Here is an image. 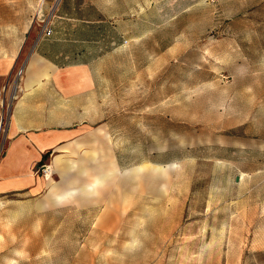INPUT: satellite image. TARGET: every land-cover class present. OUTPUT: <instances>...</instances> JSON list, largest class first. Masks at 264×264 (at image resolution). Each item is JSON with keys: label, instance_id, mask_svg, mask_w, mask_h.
<instances>
[{"label": "rangeland", "instance_id": "1", "mask_svg": "<svg viewBox=\"0 0 264 264\" xmlns=\"http://www.w3.org/2000/svg\"><path fill=\"white\" fill-rule=\"evenodd\" d=\"M25 37L15 68L44 38L92 68L101 119L36 176L117 170L92 197L0 194V264H264V0H0V55Z\"/></svg>", "mask_w": 264, "mask_h": 264}, {"label": "crops", "instance_id": "2", "mask_svg": "<svg viewBox=\"0 0 264 264\" xmlns=\"http://www.w3.org/2000/svg\"><path fill=\"white\" fill-rule=\"evenodd\" d=\"M25 39L13 55H0V129L6 138L0 159V194L14 192L30 198L48 185V203L79 195L92 197L117 170L107 153L93 158L97 162L91 166L93 180L83 185H72L74 177L89 175L81 162L62 165L59 158L52 159V167L60 169L59 185L42 181L34 168L44 162L45 154L62 155L72 140L97 136L95 128L101 119L95 118L92 106L97 88L93 70L84 63H60L59 53L49 56L43 49L48 44L44 38L33 45L23 67L15 68Z\"/></svg>", "mask_w": 264, "mask_h": 264}, {"label": "built area", "instance_id": "3", "mask_svg": "<svg viewBox=\"0 0 264 264\" xmlns=\"http://www.w3.org/2000/svg\"><path fill=\"white\" fill-rule=\"evenodd\" d=\"M51 32H52V30L49 26H44V28L42 29L43 37L49 36L51 34ZM43 172H44V175L47 176V172H49L48 166L44 165Z\"/></svg>", "mask_w": 264, "mask_h": 264}, {"label": "bare ground", "instance_id": "4", "mask_svg": "<svg viewBox=\"0 0 264 264\" xmlns=\"http://www.w3.org/2000/svg\"><path fill=\"white\" fill-rule=\"evenodd\" d=\"M51 164L50 165H48V168H49V171L51 172ZM150 167H151V170L154 172V171H156V172H159V171H161L162 169H163V167L162 166H160V165H156V164H150ZM50 176H51V174H47V177H45L44 179H49L50 178Z\"/></svg>", "mask_w": 264, "mask_h": 264}, {"label": "trees", "instance_id": "5", "mask_svg": "<svg viewBox=\"0 0 264 264\" xmlns=\"http://www.w3.org/2000/svg\"><path fill=\"white\" fill-rule=\"evenodd\" d=\"M47 157H48V154H45L44 156H43V161H45L46 159H47ZM41 164H43V162L41 163Z\"/></svg>", "mask_w": 264, "mask_h": 264}]
</instances>
